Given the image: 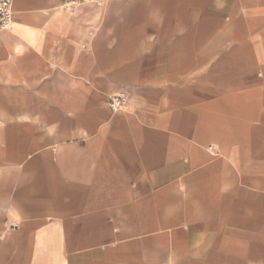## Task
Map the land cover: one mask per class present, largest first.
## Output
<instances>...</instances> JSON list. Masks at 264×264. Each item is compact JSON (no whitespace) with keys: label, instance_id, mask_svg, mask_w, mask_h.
Instances as JSON below:
<instances>
[{"label":"crops","instance_id":"obj_1","mask_svg":"<svg viewBox=\"0 0 264 264\" xmlns=\"http://www.w3.org/2000/svg\"><path fill=\"white\" fill-rule=\"evenodd\" d=\"M13 3L0 264H264V0Z\"/></svg>","mask_w":264,"mask_h":264},{"label":"built area","instance_id":"obj_2","mask_svg":"<svg viewBox=\"0 0 264 264\" xmlns=\"http://www.w3.org/2000/svg\"><path fill=\"white\" fill-rule=\"evenodd\" d=\"M14 18L13 0H0V32L8 29ZM111 106L115 110H121L127 107V98L124 95H116L111 100Z\"/></svg>","mask_w":264,"mask_h":264}]
</instances>
